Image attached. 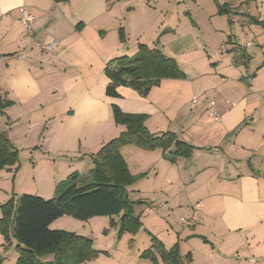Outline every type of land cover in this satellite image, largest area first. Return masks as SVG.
<instances>
[{
    "label": "crops",
    "instance_id": "obj_1",
    "mask_svg": "<svg viewBox=\"0 0 264 264\" xmlns=\"http://www.w3.org/2000/svg\"><path fill=\"white\" fill-rule=\"evenodd\" d=\"M184 3L209 14L210 25L215 4L236 13L259 11L262 0H181L178 6ZM22 8L35 18L29 32L20 23ZM260 17L252 23L258 25ZM225 22L212 30L198 20L179 22L173 35L184 50L174 56L162 46V0H0V96L10 102L0 112V132L16 150L28 152L33 166L34 181L22 185L17 197L52 196L50 181L42 177L53 167L59 170L53 187L72 174L75 182L88 183L92 157L124 130L114 123L116 106L145 115L151 134L170 132L192 147L189 158L173 161L161 150L120 149L133 176L162 165V188L150 193L162 199L151 210L173 204L192 222L166 238L177 246L182 264H264V31L261 41H237L241 30L231 28L242 24ZM51 42L57 45L50 53L36 46ZM139 44L159 45L184 78L163 79L146 94L122 86L108 96L109 61L133 56ZM170 91L179 96L175 111L183 110L175 121L166 110ZM26 166L21 162L15 172L13 192ZM1 187L7 182L0 181L4 200L7 189ZM55 221L50 228L60 230ZM162 246L167 249L164 238ZM157 262L165 264L159 257Z\"/></svg>",
    "mask_w": 264,
    "mask_h": 264
},
{
    "label": "trees",
    "instance_id": "obj_2",
    "mask_svg": "<svg viewBox=\"0 0 264 264\" xmlns=\"http://www.w3.org/2000/svg\"><path fill=\"white\" fill-rule=\"evenodd\" d=\"M53 1L63 3L67 0ZM219 7V11L226 13V8ZM262 22L264 24V21L259 24ZM120 40L123 41L121 30ZM108 65L105 72L110 81L106 88L108 96H116L117 88L122 86L146 94L149 88L158 85L163 79L184 78L175 59L158 48L143 44L138 45L133 56L115 58ZM127 78L129 80H125ZM9 105L10 102L0 96V112ZM112 115L114 123L124 127V130L92 157L94 166L89 171L88 183L78 186L76 176L72 174L58 184L55 197L51 199L22 194L17 198L15 210L12 205L11 209L6 204L0 207V234L7 243L16 241L17 258L14 264H83L98 257L101 253L93 249L90 238L50 228L55 220L64 216L87 221L93 217L112 218L121 215L123 222L127 219L138 224L133 215L135 202L128 199L127 188L136 184L145 174H130L120 154L122 147L161 150L171 161L177 157H190L192 147L180 142L175 134H151L145 127V115L126 114L116 106L112 107ZM17 162L16 149L6 134L0 132V170L16 166ZM149 255L153 258V264H158L156 255L165 264H182L176 245L169 249L159 245L156 255L154 252ZM46 257H51V260L44 261Z\"/></svg>",
    "mask_w": 264,
    "mask_h": 264
},
{
    "label": "rangeland",
    "instance_id": "obj_3",
    "mask_svg": "<svg viewBox=\"0 0 264 264\" xmlns=\"http://www.w3.org/2000/svg\"><path fill=\"white\" fill-rule=\"evenodd\" d=\"M179 2H181V0H162V46L166 48V53H172L174 56L178 54V51L184 50L182 40H174L176 38L173 35L179 22L187 24L189 21L191 23L192 20H198L202 23L204 29L212 30L213 25L218 29L225 26L226 19H233L238 21V23H241L243 26L241 29L240 27L231 28L232 31L241 30L240 32H236L237 41L244 39L252 40L257 36L260 38V30L264 31L263 22L262 24L257 25L251 21H256L259 15H261L260 19L264 21V0H262L261 8L258 9L259 11H247V9H244L234 13V11L225 9L227 16L223 17L219 16L221 12L219 11V8L221 7L215 4L216 11L211 12L213 16L210 17L212 19L210 25H207L209 14L193 10V6L190 3L189 5L188 3H184L183 5L178 6ZM223 13L224 12H221L222 15H224ZM243 22L245 24H243ZM261 35H264V32H262ZM240 43L241 42H239V44ZM152 45L154 46L150 48H156L157 46V44ZM241 45L242 44H240V46ZM177 46H180V49L176 51ZM157 48L161 49L159 45ZM125 80H129V78ZM168 95L172 96L173 93L170 91ZM178 98L179 96L175 95L166 98L165 100L167 102L166 110L169 109L171 112L173 121H175L176 118H181L180 114L183 112V110L180 109L179 111H175ZM16 151L18 159L17 167L15 166L16 168H13L12 166L3 169L4 171L0 170L4 172L0 178L1 185H4L7 182V188L1 187L2 191L7 189V195L4 196L3 200L0 191V207L6 204V207L8 206V209H11L10 205H12L14 210L18 198L16 193H18L20 187H22V185L26 187L30 181H34V178L31 176L33 166L30 163L31 159L30 156H28V152L25 150ZM124 156L126 158L128 157L127 155ZM131 159L132 158L130 157L128 163L131 170H134L135 165L130 163ZM21 162L28 163L29 166H26V169L23 168L17 173L16 188L13 192L15 182L13 177L15 172L19 169ZM154 169L156 170L150 171L147 174L145 173V176L142 179L132 185L129 189V193L127 191L128 199L132 202L135 201L133 215L138 220V224L127 219H124L123 222V216L121 215L112 218L93 217L87 221H78L72 217L64 216L55 221L58 222L57 229L73 232L76 235L91 239L93 249L99 251L101 254L93 260L88 261H92L89 264H153L151 261L153 258L149 254L154 252L156 255V247L162 245V238H164V242L167 244V249L174 245L172 240L167 241L166 238L175 235L181 230L180 219L181 217L187 219V215L184 209H180L173 204L171 209L166 207L162 210V208H160L157 212L151 210V207L156 206V202L160 201L162 198L155 200L153 198L155 195L150 193L152 190L157 191L162 188V180L164 178V172H162V165L160 163L154 164ZM58 171L57 167H53L44 172L42 182L47 180L50 181L47 185V193H49L48 190H51L53 194L50 197H42L40 195L39 197H42L45 200L55 197L57 187H53V181L54 179H57L55 177ZM81 173H84V170ZM35 179L37 178L35 177ZM80 181H82L81 184ZM76 183L78 185H83L84 182L83 180H78ZM37 195L38 194H36V196ZM1 217L2 211L0 208V218ZM55 226L56 225H52L51 229ZM137 227L139 228L135 231ZM0 242L1 264H14L17 258V252L15 251L16 241L11 240L7 243L0 234ZM156 257L158 258L157 255Z\"/></svg>",
    "mask_w": 264,
    "mask_h": 264
},
{
    "label": "built area",
    "instance_id": "obj_4",
    "mask_svg": "<svg viewBox=\"0 0 264 264\" xmlns=\"http://www.w3.org/2000/svg\"><path fill=\"white\" fill-rule=\"evenodd\" d=\"M34 15L32 13H30L28 10H26L25 8H22L20 10V23L22 24L24 30L26 32L31 31L33 24H34ZM56 43L55 42H51V43H37L36 46L39 48V50L43 53H50L52 52L55 48H56ZM213 120L217 121L218 120V116H216L215 114L211 115ZM153 210H156L155 208ZM180 222L183 226L187 227L190 226L192 224V222L188 219L185 218H181ZM251 263H253V260L250 261Z\"/></svg>",
    "mask_w": 264,
    "mask_h": 264
}]
</instances>
